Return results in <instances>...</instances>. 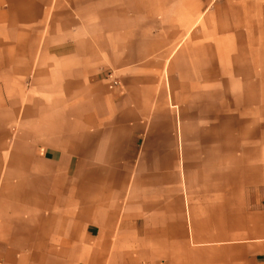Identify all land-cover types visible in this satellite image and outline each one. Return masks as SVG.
Segmentation results:
<instances>
[{"label":"crops","instance_id":"0c3cea01","mask_svg":"<svg viewBox=\"0 0 264 264\" xmlns=\"http://www.w3.org/2000/svg\"><path fill=\"white\" fill-rule=\"evenodd\" d=\"M216 9L0 0V264H264L254 19Z\"/></svg>","mask_w":264,"mask_h":264},{"label":"rangeland","instance_id":"374dc122","mask_svg":"<svg viewBox=\"0 0 264 264\" xmlns=\"http://www.w3.org/2000/svg\"><path fill=\"white\" fill-rule=\"evenodd\" d=\"M217 7L218 9H216ZM231 7L235 11H230ZM214 9L225 14L228 11L230 18L238 19V21L241 18L243 20L245 18L254 19L253 44L248 49L247 54L253 56L255 61V83H264V0H207V14L213 13ZM229 15L226 14V16ZM209 18L211 21L213 17H208V23H210ZM237 29L243 34L246 33V27H238ZM230 35L229 32L224 33V37ZM208 40L210 39L208 38ZM240 41L246 42V38L243 37ZM105 78L110 85H112V79L117 81V85L119 84L117 77L112 72H108ZM255 93L261 94L262 91Z\"/></svg>","mask_w":264,"mask_h":264},{"label":"built area","instance_id":"2783aa9c","mask_svg":"<svg viewBox=\"0 0 264 264\" xmlns=\"http://www.w3.org/2000/svg\"><path fill=\"white\" fill-rule=\"evenodd\" d=\"M115 85H117V81L112 79V85L111 86H115Z\"/></svg>","mask_w":264,"mask_h":264}]
</instances>
